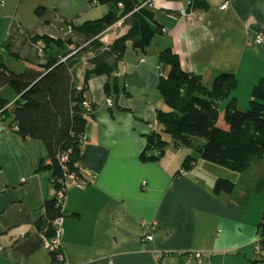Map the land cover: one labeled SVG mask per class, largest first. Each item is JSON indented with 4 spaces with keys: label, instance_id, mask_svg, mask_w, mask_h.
Wrapping results in <instances>:
<instances>
[{
    "label": "crops",
    "instance_id": "obj_1",
    "mask_svg": "<svg viewBox=\"0 0 264 264\" xmlns=\"http://www.w3.org/2000/svg\"><path fill=\"white\" fill-rule=\"evenodd\" d=\"M0 7V59L14 72L42 68L47 55L35 36L72 39L85 45L86 37L69 26L99 19L112 8L101 0H4ZM206 9H194L187 20L182 8L189 0H152L151 8L163 32L145 51L128 45L118 63L120 91L107 95L105 74L90 78L85 93L92 106L86 126L83 170L94 178L84 188L69 180L64 204L63 243L67 260L75 264H264L263 246L255 250L258 223L264 216V158L245 173L198 158L190 169L182 163L196 155L193 147H177L169 135L164 152L144 159L148 122L157 110L168 109L158 89L159 53L170 47L184 70L200 75L208 86L221 72H232L238 86L232 92L238 107L246 109L253 86L264 77V0H205ZM129 24L106 28L99 37L111 45L126 34ZM74 71L83 85L86 58ZM113 76L110 78L111 80ZM0 88V94L6 89ZM5 97L3 94H1ZM107 96L113 105L106 103ZM7 98V97H6ZM17 98L14 96L10 100ZM9 99V98H7ZM227 100L221 103L218 124ZM202 140H199L201 143ZM152 151V150H151ZM47 149L40 139L24 138L10 119L0 115V264H51L36 226L44 217L53 184L49 170L39 169ZM184 169L183 173L180 170ZM235 182L232 192H214L217 178ZM157 222L153 239L141 222ZM264 243V241H260ZM199 250L201 263L186 261L181 252ZM156 251H165L162 262Z\"/></svg>",
    "mask_w": 264,
    "mask_h": 264
},
{
    "label": "trees",
    "instance_id": "obj_2",
    "mask_svg": "<svg viewBox=\"0 0 264 264\" xmlns=\"http://www.w3.org/2000/svg\"><path fill=\"white\" fill-rule=\"evenodd\" d=\"M101 1L112 2L113 8L99 19L73 26V30L86 37L85 45H75L76 52L70 48L72 39L45 34L32 38L40 41L48 57L42 68L27 67L17 73L0 59V88L8 86L17 95L13 106L7 108L12 100L0 94V115L18 124L22 137L44 142L47 157L40 161L39 169L50 171L55 189L61 187L65 174L83 177L81 164L85 159V144L81 136L86 131L90 112H86L82 101L86 98L90 78L107 75L106 94L119 93L118 78H110L128 45L145 51L154 36L163 32L154 10L147 4L149 0ZM190 1L193 9L208 7L205 0ZM119 2L123 7L118 6ZM123 16H126L124 22L129 24L128 32L111 45L102 43L100 34ZM88 52L92 56L86 60L92 67L86 69L83 85L78 88L74 71ZM159 64L158 89L168 109L157 110L159 129L148 133L142 154L144 159L156 158L151 151L153 148L164 152L169 143L165 135H169L177 147L194 148L196 155L186 156L182 163L185 169H190L202 158L245 173L255 160L264 158V77L253 86L248 108L241 109L232 96L238 86L234 73L221 72L208 86L200 75L182 68L179 55L170 47L160 51ZM225 100L223 120L226 128L218 124L221 103ZM62 155H66V159L61 161ZM234 188L235 182L224 177L217 178L214 184L216 193H230ZM59 214V206L52 197L45 203V214L37 221V228L47 236L52 235V220ZM258 234L263 242L264 216L258 223Z\"/></svg>",
    "mask_w": 264,
    "mask_h": 264
},
{
    "label": "built area",
    "instance_id": "obj_3",
    "mask_svg": "<svg viewBox=\"0 0 264 264\" xmlns=\"http://www.w3.org/2000/svg\"><path fill=\"white\" fill-rule=\"evenodd\" d=\"M190 2L191 1L189 0L188 6L191 5ZM4 4H5V1L0 0V7L4 6ZM147 4L151 7L152 6V0H149L147 2ZM228 5H229V0H226L224 2V4H222L221 7L226 8ZM118 6L121 8V7H123V4L121 2H119ZM181 14L183 16H185L187 18V20H189V21H193L197 16L196 11L193 8L192 9L182 8ZM125 17L126 16L119 18L115 23L112 24V26L123 24ZM72 31H73V27L69 26V28L67 29V32H72ZM102 33L100 34V36L102 35ZM254 40L256 43H262L264 40V33L263 32H257ZM70 48L73 50L72 51L73 53L77 51V48L75 47L74 44H71ZM63 59H66V57H64ZM121 75H122V71L116 70L114 72V76H116V77H119ZM14 101H15V99L12 100L6 107L11 108L14 104ZM113 102H114L113 98L111 96H107L106 103L108 104V106L111 107L113 105ZM82 106L85 108L86 112H90L92 109L91 102L86 98L82 101ZM13 128H14V130L19 132L18 124H13ZM148 128H149V133L157 132L159 129L158 120L148 122ZM81 139H82L83 143L85 144L88 140V135L84 132L81 136ZM152 154L155 157H159L162 154V152L159 148H153ZM65 159H66V155H62L61 161L65 160ZM184 171H185L184 169H181L180 173H183ZM82 172H83V177H81V178L76 176L74 173L65 174V179L63 181H61V187L53 189L52 196L56 199L57 206H59V209H60V214L57 215L52 220V224L54 227L53 234L50 236H47L45 234L43 235V245L52 255L51 264H75V263H71L67 260V258L65 256V251H64V243H63L64 204H65V199L67 196V190L69 188V180L74 181L75 184L80 188H84L85 186H87L89 183L92 182L94 175L91 172L85 171L83 169H82ZM141 225L143 228H145L148 231L145 235V239L146 240H152L153 236H154L153 232L157 229V222L153 221L152 223H146L145 221H142ZM260 241H261V238L259 237L257 244L255 246V250L257 252H259L260 248H261ZM181 253L184 256L186 261H190L192 259H195L197 262L201 263L203 260V253H202V251H199V250H193V251L181 252ZM166 256H167V252H165V251H156L155 252V258L159 262H162ZM107 264H115V262L111 258Z\"/></svg>",
    "mask_w": 264,
    "mask_h": 264
},
{
    "label": "rangeland",
    "instance_id": "obj_4",
    "mask_svg": "<svg viewBox=\"0 0 264 264\" xmlns=\"http://www.w3.org/2000/svg\"><path fill=\"white\" fill-rule=\"evenodd\" d=\"M1 94H3L5 97L9 98V100L12 99L13 96H14V93L9 88L4 90V91H2ZM260 244L263 246L262 253H264V243L260 242Z\"/></svg>",
    "mask_w": 264,
    "mask_h": 264
}]
</instances>
